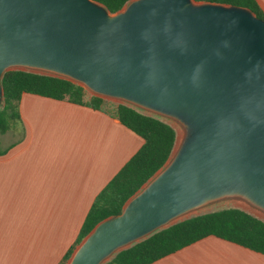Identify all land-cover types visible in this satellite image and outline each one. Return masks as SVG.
I'll return each mask as SVG.
<instances>
[{
    "label": "water",
    "instance_id": "1",
    "mask_svg": "<svg viewBox=\"0 0 264 264\" xmlns=\"http://www.w3.org/2000/svg\"><path fill=\"white\" fill-rule=\"evenodd\" d=\"M12 71L71 81L181 129L171 125L164 167L67 264H106L224 202L264 221V20L249 8L131 0L111 14L94 0H0V107Z\"/></svg>",
    "mask_w": 264,
    "mask_h": 264
},
{
    "label": "crops",
    "instance_id": "2",
    "mask_svg": "<svg viewBox=\"0 0 264 264\" xmlns=\"http://www.w3.org/2000/svg\"><path fill=\"white\" fill-rule=\"evenodd\" d=\"M19 113L12 129L22 136L0 139V264H65L96 197L144 140L111 103L98 111L24 94ZM152 264H264V255L211 236Z\"/></svg>",
    "mask_w": 264,
    "mask_h": 264
},
{
    "label": "trees",
    "instance_id": "3",
    "mask_svg": "<svg viewBox=\"0 0 264 264\" xmlns=\"http://www.w3.org/2000/svg\"><path fill=\"white\" fill-rule=\"evenodd\" d=\"M94 1L115 14L131 0ZM194 1L246 7L264 20V12L256 0ZM2 85L4 106L0 107V134L8 133L20 119L19 104L24 94L68 101L98 111L109 103L105 99L89 95L85 88L71 81L30 72H8L3 77ZM114 106L118 120L140 136L144 145L98 194L74 248L65 256V263L97 224L122 212L126 202L164 167L176 145L177 131L166 121L124 104ZM211 236L264 255V221L240 209L228 208L202 214L161 230L115 255L106 264H152Z\"/></svg>",
    "mask_w": 264,
    "mask_h": 264
},
{
    "label": "rangeland",
    "instance_id": "4",
    "mask_svg": "<svg viewBox=\"0 0 264 264\" xmlns=\"http://www.w3.org/2000/svg\"><path fill=\"white\" fill-rule=\"evenodd\" d=\"M108 102L111 103V104H114V105L116 104V103H113V102H110V101H108ZM167 122L170 125H172L179 132V134L181 135V129L175 123H173L171 121H167ZM12 126L14 128H17L18 127V124L16 123V124H13ZM22 134H23L22 132H17L16 129H12V131L10 133H8L5 137H2V135L0 134V139L4 143H9V142H11L14 139H18V137L20 135L22 136ZM234 207H236V204L235 203H232V202H224V203H220V204H217V205H213V206L207 207V208H205V209L197 212L194 215H202V214L211 213V212H215V211H219V210H223V209H228V208H234ZM65 264H67V262Z\"/></svg>",
    "mask_w": 264,
    "mask_h": 264
}]
</instances>
